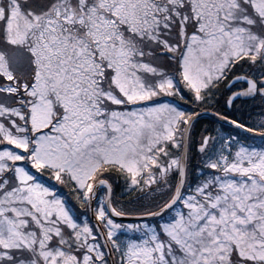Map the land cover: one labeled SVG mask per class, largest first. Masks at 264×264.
Segmentation results:
<instances>
[{
    "label": "snow or ice",
    "instance_id": "6c2138e0",
    "mask_svg": "<svg viewBox=\"0 0 264 264\" xmlns=\"http://www.w3.org/2000/svg\"><path fill=\"white\" fill-rule=\"evenodd\" d=\"M0 264H264V0H0Z\"/></svg>",
    "mask_w": 264,
    "mask_h": 264
}]
</instances>
